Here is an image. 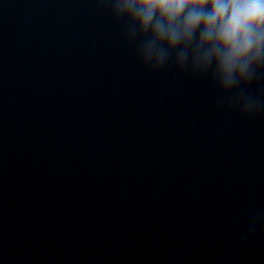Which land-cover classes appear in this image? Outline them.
Wrapping results in <instances>:
<instances>
[{"label":"water","instance_id":"95a60500","mask_svg":"<svg viewBox=\"0 0 264 264\" xmlns=\"http://www.w3.org/2000/svg\"><path fill=\"white\" fill-rule=\"evenodd\" d=\"M0 264H264V111L145 67L107 0H0Z\"/></svg>","mask_w":264,"mask_h":264},{"label":"clouds","instance_id":"9594fccd","mask_svg":"<svg viewBox=\"0 0 264 264\" xmlns=\"http://www.w3.org/2000/svg\"><path fill=\"white\" fill-rule=\"evenodd\" d=\"M145 67L172 64L206 76L227 107L249 117L264 102L249 88L264 76V0H107ZM223 106V105H222Z\"/></svg>","mask_w":264,"mask_h":264}]
</instances>
